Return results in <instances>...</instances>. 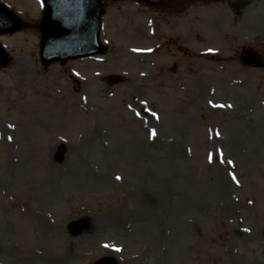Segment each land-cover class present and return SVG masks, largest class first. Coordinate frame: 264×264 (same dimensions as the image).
I'll list each match as a JSON object with an SVG mask.
<instances>
[{
  "label": "rangeland",
  "instance_id": "rangeland-1",
  "mask_svg": "<svg viewBox=\"0 0 264 264\" xmlns=\"http://www.w3.org/2000/svg\"><path fill=\"white\" fill-rule=\"evenodd\" d=\"M229 3L105 0L106 51L43 65L40 1L0 0V264H264V0Z\"/></svg>",
  "mask_w": 264,
  "mask_h": 264
},
{
  "label": "water",
  "instance_id": "water-1",
  "mask_svg": "<svg viewBox=\"0 0 264 264\" xmlns=\"http://www.w3.org/2000/svg\"><path fill=\"white\" fill-rule=\"evenodd\" d=\"M47 8L41 24V58L44 62L66 61L74 58L101 53L97 32L101 4L100 0H43ZM19 26L18 19L0 7V33L12 32ZM243 60L248 64L262 66L264 63L251 51L243 52ZM7 64L0 51V66ZM54 157L61 162L65 146L61 144ZM83 222H71L68 230L78 233ZM104 264V263H96Z\"/></svg>",
  "mask_w": 264,
  "mask_h": 264
},
{
  "label": "bare ground",
  "instance_id": "bare-ground-1",
  "mask_svg": "<svg viewBox=\"0 0 264 264\" xmlns=\"http://www.w3.org/2000/svg\"><path fill=\"white\" fill-rule=\"evenodd\" d=\"M230 1L229 5H231L234 9H236L237 14H242L245 11H248V8L252 5H255L260 0H228ZM237 5H241L240 9H237ZM211 184L216 188L218 193L225 194L227 192V182L224 176L218 175L214 180H212Z\"/></svg>",
  "mask_w": 264,
  "mask_h": 264
},
{
  "label": "snow or ice",
  "instance_id": "snow-or-ice-1",
  "mask_svg": "<svg viewBox=\"0 0 264 264\" xmlns=\"http://www.w3.org/2000/svg\"><path fill=\"white\" fill-rule=\"evenodd\" d=\"M154 136H155V133L153 132V133H152V137H154ZM227 163H228L229 165H232V161H230V160L227 161ZM228 175L231 177L233 183H237V178H236L232 173H228ZM116 179H117V180H120V177L117 176ZM249 203H251V201H249ZM245 231H248V229H245ZM103 247H104V248H108L109 245L105 244V245H103ZM114 251L119 252V251H121V249L116 248V249H114Z\"/></svg>",
  "mask_w": 264,
  "mask_h": 264
}]
</instances>
